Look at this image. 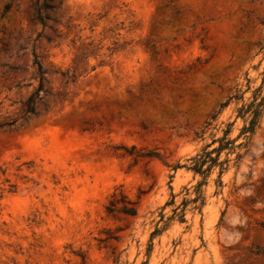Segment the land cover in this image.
<instances>
[{"label":"rangeland","instance_id":"rangeland-1","mask_svg":"<svg viewBox=\"0 0 264 264\" xmlns=\"http://www.w3.org/2000/svg\"><path fill=\"white\" fill-rule=\"evenodd\" d=\"M32 1L0 0V122L15 119L0 128V264H264V111L221 186L215 167L203 204L166 219L201 179L170 164L227 123L245 141L236 110L262 81L264 0H48L44 25ZM33 53L43 91L24 113Z\"/></svg>","mask_w":264,"mask_h":264},{"label":"trees","instance_id":"trees-1","mask_svg":"<svg viewBox=\"0 0 264 264\" xmlns=\"http://www.w3.org/2000/svg\"><path fill=\"white\" fill-rule=\"evenodd\" d=\"M60 2V1H59ZM53 5L48 3V0H33L32 1V10H33V17L37 20L38 23L41 25H44V21L46 19H49L48 14L46 13L47 9H51ZM175 14L178 15L179 11L176 10ZM258 47V51L264 50V42L259 41L255 44ZM33 63L36 67V72L38 75V82L36 87L33 89V91L28 95V97L25 99L23 103V112L24 113H34V104L36 100L40 99V92L43 91V81H44V69L42 67V64L39 59H37V56L33 53ZM263 77L261 84L256 87V89L253 91L252 98L249 102H243L238 108H237V116L245 117L244 118V124L241 126L239 135L243 136L245 141L239 142L238 144H235V139L228 138V133L230 132V126L232 123H227L226 128L223 130V133L219 137H215L211 140L210 143L205 144L197 153L194 155L188 157L186 161H188L187 164H180V163H174L170 164L169 166L176 170L179 167H185L186 169L192 170L195 174L200 175L201 179L197 181L194 189V196L190 198L189 200H184L181 202L182 207L178 209V206L172 209V216L167 217L166 219H170L172 217H177L178 221H185L184 212H185V206L187 203H192L195 207H199L203 204L204 198L202 196L200 187L205 184V178L209 175V173L217 167V185L221 186V174L227 170L229 167V162L232 160L231 155L234 154V160L237 162L241 154L237 151V149L242 146L248 144L249 140L251 139L252 135L254 134L255 130L259 127L260 118L264 111V91H262V88L264 86V70H263ZM247 81L248 78H247ZM239 91V93H238ZM243 92L240 90H237L236 93L228 98L227 101L223 102L222 106H225L228 104L229 100L231 98L233 99H239L243 101ZM213 116H211L212 118ZM15 122V119L5 120L0 122V128L3 126H9ZM208 124V123H207ZM141 127L144 128L145 124L141 123ZM217 143V145L211 147L208 149V147L213 144ZM224 153V157L220 158L221 154ZM139 156L143 157H157V153L153 151H147L145 153L139 154ZM171 178L172 175H169ZM113 197V196H112ZM174 195L171 194V199L167 202H165L164 206L167 204L173 203ZM106 210L108 212H121L126 215L134 216L137 213L136 207L130 202L123 199L116 200L111 199L108 202V205L106 206ZM163 213H160V221H163ZM167 225L166 221L163 224V228ZM161 231V228L158 226H155V228L150 232L149 239L151 240L152 237L156 234H159ZM152 243L150 242L147 247V257L149 256V252L151 250Z\"/></svg>","mask_w":264,"mask_h":264}]
</instances>
